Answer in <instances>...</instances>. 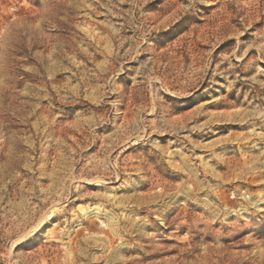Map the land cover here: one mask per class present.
<instances>
[{
	"label": "rangeland",
	"instance_id": "obj_1",
	"mask_svg": "<svg viewBox=\"0 0 264 264\" xmlns=\"http://www.w3.org/2000/svg\"><path fill=\"white\" fill-rule=\"evenodd\" d=\"M0 264H264V0H0Z\"/></svg>",
	"mask_w": 264,
	"mask_h": 264
}]
</instances>
